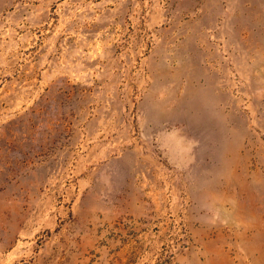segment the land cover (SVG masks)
<instances>
[{
    "label": "rangeland",
    "instance_id": "374dc122",
    "mask_svg": "<svg viewBox=\"0 0 264 264\" xmlns=\"http://www.w3.org/2000/svg\"><path fill=\"white\" fill-rule=\"evenodd\" d=\"M0 264H264V0H0Z\"/></svg>",
    "mask_w": 264,
    "mask_h": 264
}]
</instances>
